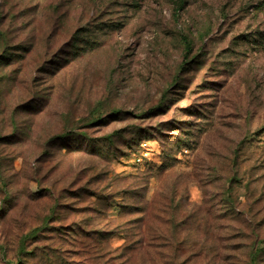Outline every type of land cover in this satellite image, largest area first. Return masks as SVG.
Here are the masks:
<instances>
[{
    "label": "rangeland",
    "instance_id": "rangeland-1",
    "mask_svg": "<svg viewBox=\"0 0 264 264\" xmlns=\"http://www.w3.org/2000/svg\"><path fill=\"white\" fill-rule=\"evenodd\" d=\"M0 264H264V0H0Z\"/></svg>",
    "mask_w": 264,
    "mask_h": 264
},
{
    "label": "trees",
    "instance_id": "trees-1",
    "mask_svg": "<svg viewBox=\"0 0 264 264\" xmlns=\"http://www.w3.org/2000/svg\"><path fill=\"white\" fill-rule=\"evenodd\" d=\"M186 44H187V48L189 49L190 48V43H189V41H187L186 42ZM78 47V46H77ZM79 48V47H78ZM166 98L167 97H164V99L160 102V105L158 106V109H161L164 105H165V103H164V101L166 100ZM117 112H115L114 114H116ZM77 136V135H76ZM41 229L42 228H36V229H33L32 231H30V233L27 235V237H30V238H35V237H37V236H39L40 235V233H41ZM95 237V236H94Z\"/></svg>",
    "mask_w": 264,
    "mask_h": 264
}]
</instances>
